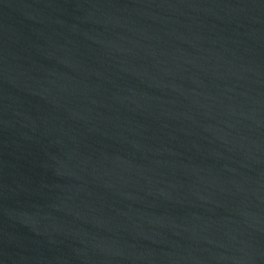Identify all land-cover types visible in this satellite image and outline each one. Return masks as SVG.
Segmentation results:
<instances>
[{"label": "water", "instance_id": "95a60500", "mask_svg": "<svg viewBox=\"0 0 264 264\" xmlns=\"http://www.w3.org/2000/svg\"><path fill=\"white\" fill-rule=\"evenodd\" d=\"M0 264H264V0H0Z\"/></svg>", "mask_w": 264, "mask_h": 264}]
</instances>
